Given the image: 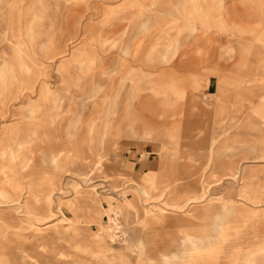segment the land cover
<instances>
[{"label":"rangeland","instance_id":"obj_1","mask_svg":"<svg viewBox=\"0 0 264 264\" xmlns=\"http://www.w3.org/2000/svg\"><path fill=\"white\" fill-rule=\"evenodd\" d=\"M0 57V264H264V0H0Z\"/></svg>","mask_w":264,"mask_h":264},{"label":"bare ground","instance_id":"obj_2","mask_svg":"<svg viewBox=\"0 0 264 264\" xmlns=\"http://www.w3.org/2000/svg\"><path fill=\"white\" fill-rule=\"evenodd\" d=\"M19 46V45H18ZM17 47V46H16ZM1 58V57H0ZM10 61V60H9ZM8 73V72H7ZM217 146V145H216ZM215 149V148H214ZM217 150H219V149H217ZM214 154H218V152H213ZM216 162H218V160H215V164H216ZM218 164V163H217ZM206 187H209V186H207L206 185ZM154 189H158V187H157V185L156 184H154V183H152V182H146L145 184H143V185H141V188L139 189V190H141V193H142V195H143V197L146 199V200H148L149 198H151V196H152V191L154 190ZM27 190V189H26ZM207 191V190H206ZM32 192V188H29V193H31ZM164 193V192H163ZM130 195H124V201L125 202H129L130 204H133V201H132V199H131V197H129ZM208 196V195H207ZM201 197V196H200ZM143 198V199H144ZM199 198V197H198ZM197 197H195V198H193L192 200H195V199H198ZM208 198V197H207ZM25 199V198H24ZM196 202V201H195ZM194 202V203H195ZM211 202V201H210ZM201 203H203V202H201ZM168 206H172V207H174V208H176V209H179V210H182V209H184L185 207H187L186 206V204H169V203H166ZM197 204V203H196ZM4 205H7V206H12V205H14V209L16 210V216H12L11 218H6V220H5V223H10V221H16V220H18V217H19V215L18 214H23L24 216H25V214H30L31 213V210L30 209H28L27 210V208H28V206H27V204L25 205L24 204V201H22L21 199H13V200H8V198L4 195V193H3V191H2V189H0V207H2V206H4ZM5 208V207H4ZM116 208H119V206H117ZM161 208V207H160ZM166 208V207H165ZM170 208V207H169ZM120 210V209H119ZM185 210V209H184ZM183 210V211H184ZM187 210V209H186ZM147 211H148V209H147ZM161 211L162 212H164V208H161ZM113 215V214H112ZM114 216V215H113ZM34 217V216H33ZM29 218H31V217H29ZM113 219H114V217H113ZM68 221V220H67ZM115 224L117 225V223L115 222ZM110 227H111V225H110ZM74 228V227H73ZM76 228V227H75ZM113 228V227H112ZM120 228V227H119ZM118 228V229H119ZM110 230V229H109ZM73 233H76V232H73ZM73 235H75V234H73ZM115 235V234H114ZM113 235V236H114ZM76 236V235H75ZM191 242V241H190ZM102 244V243H101ZM242 249V248H241ZM219 254V253H218ZM221 254V253H220ZM216 255V254H215ZM214 255V256H215ZM211 257V256H210ZM166 258V257H165ZM168 258V257H167ZM209 258V257H208ZM215 258V257H214ZM167 260V259H166ZM185 261V260H184ZM214 261V260H213ZM240 261V260H239ZM167 263V262H166ZM214 263V262H213Z\"/></svg>","mask_w":264,"mask_h":264},{"label":"crops","instance_id":"obj_3","mask_svg":"<svg viewBox=\"0 0 264 264\" xmlns=\"http://www.w3.org/2000/svg\"><path fill=\"white\" fill-rule=\"evenodd\" d=\"M17 137H18V133H17V132H14L13 135H12V138L15 139V138H17ZM28 148H29V147H28ZM29 149H30V148H29ZM10 154H11V155H14V151H13V149H10ZM14 157H15V156H14Z\"/></svg>","mask_w":264,"mask_h":264}]
</instances>
